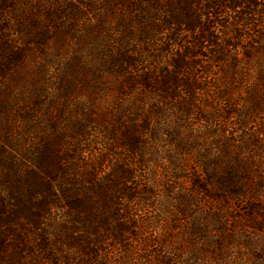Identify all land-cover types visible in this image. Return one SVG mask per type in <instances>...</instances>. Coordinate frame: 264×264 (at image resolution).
Segmentation results:
<instances>
[{
    "label": "rangeland",
    "instance_id": "obj_1",
    "mask_svg": "<svg viewBox=\"0 0 264 264\" xmlns=\"http://www.w3.org/2000/svg\"><path fill=\"white\" fill-rule=\"evenodd\" d=\"M166 1L149 3L150 15L158 9L164 19L169 9L178 12V0ZM257 3V8L244 5L236 12L220 8L210 20L213 37L197 46L194 35L174 26L152 39L125 40V46L121 37L107 39L102 32L104 40L92 52L70 38L49 50L36 47L12 68L13 74L22 73L14 88L7 93L3 83L0 88V198L50 200L47 192H34L47 189L52 167L34 162L41 145L53 140L50 125L55 122L64 136L58 142L64 154L79 147L96 161L78 163L87 180L105 171L104 181L116 190L121 167L131 174L130 193L116 195L129 210V230L118 239L114 230L100 228L102 250L91 264H166L162 256L169 258L167 264H264V0ZM243 12L252 23L238 18ZM128 46L139 58L131 70L153 78L174 71L181 53L196 64L180 75L192 81V96L182 82L178 96L156 82L146 98L135 96L139 122L151 117L152 125L161 124L165 132L150 134L148 129L141 148L147 149L135 154L121 132L106 136L102 131L105 117L112 123L120 115L121 95L111 85H94L100 73L111 78L106 63ZM86 62L97 75L78 67ZM12 150L19 154L11 165ZM98 168L104 169L99 175ZM225 168L237 171L234 182L224 178ZM37 175H42L41 185ZM50 213L41 224L48 232L43 236L26 220L35 247L30 264H56L66 250L58 244L61 234L50 226L57 214ZM69 250L76 258L78 249Z\"/></svg>",
    "mask_w": 264,
    "mask_h": 264
},
{
    "label": "trees",
    "instance_id": "obj_2",
    "mask_svg": "<svg viewBox=\"0 0 264 264\" xmlns=\"http://www.w3.org/2000/svg\"><path fill=\"white\" fill-rule=\"evenodd\" d=\"M154 1L158 3L157 0ZM154 1L0 0V77L2 79L0 88L2 83L6 90L5 93L10 90L11 86L14 88L18 83L15 78L22 73L13 74L12 68L19 65L18 62L27 54L34 53L36 47H39L40 51L49 50L52 44H63L71 39L78 48L92 52L94 46L100 43L99 39L104 40L102 32H105L107 39L112 38L113 40L121 37L123 46H125L127 45L125 40L145 41L154 38V34L160 30L174 28V26H178V30L188 32L191 36L194 35L195 42L193 43L197 46L202 41L211 40L213 37L210 20L218 16L220 8L236 12L244 5L254 8L259 5L257 0H178V12L169 9L171 13L162 19L158 9L150 15L148 4ZM175 1L177 2V0L166 2ZM247 14L243 12L238 18L252 23L246 17ZM109 19H113L114 22L111 24ZM14 40H20L21 46H14ZM131 49L130 46L122 47L119 55L106 63L108 71H112L111 78L106 80L100 73L94 79V85H111L121 95L120 115L114 121L115 123L109 122L110 118L105 117L102 131L104 135H116L118 131L121 132L124 144L130 152L135 154L147 149L141 148L142 137L147 135L148 129L150 134L165 133L161 124L152 125L151 117L139 122L135 110L137 104L135 96L140 95L146 98V90L153 86V82L162 87H169L171 96H178L177 86H180L182 82L185 90L192 96L194 90L192 81L188 78L182 81L180 75L184 69L190 70L196 64L189 62L185 57L186 54L181 53L178 55V61L173 64L174 71L153 78L148 72L138 74L131 70L139 61L136 56H131L133 55ZM190 50L189 48L186 53H191ZM73 65V63L70 64L69 70L73 68ZM78 67L85 72L94 69L93 64L89 62L83 64L82 67L78 65ZM92 71L94 75H97V70ZM11 79L12 81L7 84L6 81ZM137 88H140L141 93L134 95L133 98L132 94ZM145 100L140 99L139 101L145 104ZM50 127L53 140L41 145L39 153L41 156L34 162L40 167H52V171L48 172L50 183L46 190H43V186H39L42 189L34 194L45 191L51 198L37 201L20 196L0 198L1 263L25 264L28 262L30 264V260L34 258L35 247L29 238L30 229L27 228L26 220L32 221L31 224L35 229H40V235L43 236V233L48 234V232L41 228V224L44 218L51 214V211H55L57 216L50 226L53 232L56 231L55 234H61L64 241L59 240L58 244L66 248L63 256L56 258V264L95 263L102 250L98 239L101 235L100 228L114 230V235L118 239L129 230V210L124 207L120 199L116 198V195L117 193L118 195L130 193L127 187L130 171L121 167V176L117 177L118 181L114 182L117 186L116 190L104 181V175H106L105 171L102 172L104 169L98 168L96 171L98 175L102 172L98 179H93V182L87 180L82 173L79 174L78 163L80 159L84 164L87 162L96 164V161L90 158L91 155L85 149L79 147L78 149L72 147L69 154H64L58 143L64 139V136L58 131V125L55 122ZM18 154V151L12 150L10 155L13 158L9 160L11 165L15 163V157H18ZM106 158L109 161L108 155H102L103 160ZM114 159L112 162L118 164L120 158L114 156ZM116 170L112 168L113 172ZM66 172L67 175L63 176ZM236 173L237 171L233 169L225 168L224 178L234 182L237 177ZM36 178H39L37 185H41L42 175H37ZM82 234L88 235V238H81ZM71 247L78 249L76 258L69 250ZM161 260L166 264L169 262V258L165 256H162Z\"/></svg>",
    "mask_w": 264,
    "mask_h": 264
}]
</instances>
